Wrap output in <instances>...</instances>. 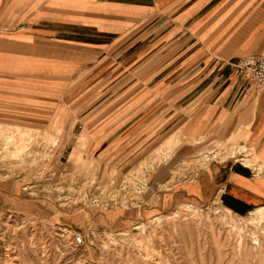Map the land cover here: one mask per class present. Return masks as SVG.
Instances as JSON below:
<instances>
[{
    "label": "crops",
    "instance_id": "0c3cea01",
    "mask_svg": "<svg viewBox=\"0 0 264 264\" xmlns=\"http://www.w3.org/2000/svg\"><path fill=\"white\" fill-rule=\"evenodd\" d=\"M246 52L264 54V0H0L4 84L41 89L24 104L50 110L56 86L82 83L84 105L69 114L102 117L97 147L176 127L186 144L240 136V147L264 157V85L232 66ZM179 184L236 210L264 205V176L236 159Z\"/></svg>",
    "mask_w": 264,
    "mask_h": 264
},
{
    "label": "rangeland",
    "instance_id": "374dc122",
    "mask_svg": "<svg viewBox=\"0 0 264 264\" xmlns=\"http://www.w3.org/2000/svg\"><path fill=\"white\" fill-rule=\"evenodd\" d=\"M56 87L50 107L60 110H29L25 95L43 91L6 85L0 74V264H264V205L236 210L178 188L225 160L264 176V157L240 147V136L195 147L172 127L97 147L102 117L69 114L82 109L83 84Z\"/></svg>",
    "mask_w": 264,
    "mask_h": 264
},
{
    "label": "built area",
    "instance_id": "2783aa9c",
    "mask_svg": "<svg viewBox=\"0 0 264 264\" xmlns=\"http://www.w3.org/2000/svg\"><path fill=\"white\" fill-rule=\"evenodd\" d=\"M232 66L245 79L259 86L264 85V54L243 53L237 57ZM79 128H82L81 124ZM83 240L81 232H74L71 236V242L75 246L81 245Z\"/></svg>",
    "mask_w": 264,
    "mask_h": 264
},
{
    "label": "bare ground",
    "instance_id": "6f19581e",
    "mask_svg": "<svg viewBox=\"0 0 264 264\" xmlns=\"http://www.w3.org/2000/svg\"><path fill=\"white\" fill-rule=\"evenodd\" d=\"M247 162H248V161H247ZM245 165H246V164H245ZM187 206H190V205L187 204ZM157 218H158V217H157ZM141 226H144V223H142ZM253 240L257 241L256 239H253Z\"/></svg>",
    "mask_w": 264,
    "mask_h": 264
}]
</instances>
